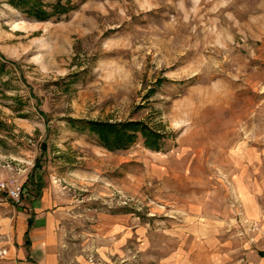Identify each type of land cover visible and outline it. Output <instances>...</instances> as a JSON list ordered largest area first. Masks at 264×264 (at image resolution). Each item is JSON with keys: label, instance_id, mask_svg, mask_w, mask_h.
I'll list each match as a JSON object with an SVG mask.
<instances>
[{"label": "rangeland", "instance_id": "obj_1", "mask_svg": "<svg viewBox=\"0 0 264 264\" xmlns=\"http://www.w3.org/2000/svg\"><path fill=\"white\" fill-rule=\"evenodd\" d=\"M71 2L0 0V182L41 177L61 264H264V0ZM128 120L160 149L87 129Z\"/></svg>", "mask_w": 264, "mask_h": 264}, {"label": "crops", "instance_id": "obj_2", "mask_svg": "<svg viewBox=\"0 0 264 264\" xmlns=\"http://www.w3.org/2000/svg\"><path fill=\"white\" fill-rule=\"evenodd\" d=\"M22 174L23 184L30 172ZM1 175L5 173L0 179ZM43 191L44 196L25 200L20 208L13 207L0 192V255L7 258L2 264H61L59 210L53 207L45 186Z\"/></svg>", "mask_w": 264, "mask_h": 264}, {"label": "trees", "instance_id": "obj_3", "mask_svg": "<svg viewBox=\"0 0 264 264\" xmlns=\"http://www.w3.org/2000/svg\"><path fill=\"white\" fill-rule=\"evenodd\" d=\"M8 2L13 7L37 20H47L54 16H60L78 7L71 0H67L65 3L59 0L51 5L46 4L43 0H8ZM50 7L51 10H49ZM1 71L0 67V74ZM87 123V129L96 134L100 143L109 150L127 148L136 141L139 134L144 138L146 146L158 150L162 139L165 138L164 133L154 130L140 120L122 122L90 121ZM37 167H39V164L36 163L34 169ZM33 175L34 173L30 174L27 181L22 184V198L30 193L29 183L31 182L37 183L36 188L32 189L34 195L39 197L42 194L43 180L40 176L36 178ZM30 224H32L31 221ZM27 243L29 244V240Z\"/></svg>", "mask_w": 264, "mask_h": 264}, {"label": "built area", "instance_id": "obj_4", "mask_svg": "<svg viewBox=\"0 0 264 264\" xmlns=\"http://www.w3.org/2000/svg\"><path fill=\"white\" fill-rule=\"evenodd\" d=\"M0 189L4 190L7 196L13 200L14 203L20 204L22 199V183L14 180L10 185L7 181L0 182Z\"/></svg>", "mask_w": 264, "mask_h": 264}]
</instances>
